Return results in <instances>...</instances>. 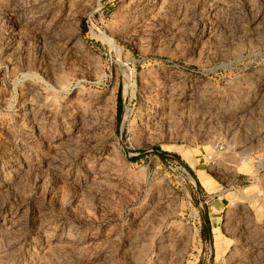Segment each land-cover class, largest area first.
<instances>
[{"label":"rangeland","instance_id":"1","mask_svg":"<svg viewBox=\"0 0 264 264\" xmlns=\"http://www.w3.org/2000/svg\"><path fill=\"white\" fill-rule=\"evenodd\" d=\"M0 264H264V0H0Z\"/></svg>","mask_w":264,"mask_h":264},{"label":"built area","instance_id":"2","mask_svg":"<svg viewBox=\"0 0 264 264\" xmlns=\"http://www.w3.org/2000/svg\"><path fill=\"white\" fill-rule=\"evenodd\" d=\"M222 152H224V146L219 144L215 145L214 152L208 155L209 162L216 163L219 154Z\"/></svg>","mask_w":264,"mask_h":264},{"label":"trees","instance_id":"3","mask_svg":"<svg viewBox=\"0 0 264 264\" xmlns=\"http://www.w3.org/2000/svg\"><path fill=\"white\" fill-rule=\"evenodd\" d=\"M204 220H205V223L208 222V220L206 218H204Z\"/></svg>","mask_w":264,"mask_h":264}]
</instances>
